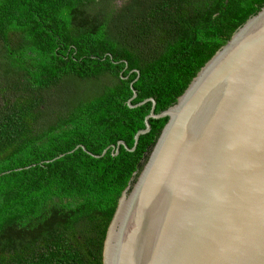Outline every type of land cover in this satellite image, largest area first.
<instances>
[{
  "label": "trees",
  "instance_id": "obj_1",
  "mask_svg": "<svg viewBox=\"0 0 264 264\" xmlns=\"http://www.w3.org/2000/svg\"><path fill=\"white\" fill-rule=\"evenodd\" d=\"M118 1L0 0V264H103L118 199L167 119L114 155L152 108L128 102L174 104L264 5Z\"/></svg>",
  "mask_w": 264,
  "mask_h": 264
},
{
  "label": "water",
  "instance_id": "obj_2",
  "mask_svg": "<svg viewBox=\"0 0 264 264\" xmlns=\"http://www.w3.org/2000/svg\"><path fill=\"white\" fill-rule=\"evenodd\" d=\"M146 100L133 146L112 154L167 119L118 199L103 264H264V5L174 104L128 105Z\"/></svg>",
  "mask_w": 264,
  "mask_h": 264
},
{
  "label": "rangeland",
  "instance_id": "obj_3",
  "mask_svg": "<svg viewBox=\"0 0 264 264\" xmlns=\"http://www.w3.org/2000/svg\"><path fill=\"white\" fill-rule=\"evenodd\" d=\"M120 2H121V0L118 1V3H120Z\"/></svg>",
  "mask_w": 264,
  "mask_h": 264
}]
</instances>
